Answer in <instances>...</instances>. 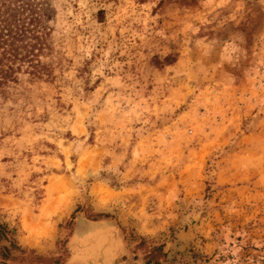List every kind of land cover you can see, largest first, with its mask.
<instances>
[{"label":"rangeland","instance_id":"1","mask_svg":"<svg viewBox=\"0 0 264 264\" xmlns=\"http://www.w3.org/2000/svg\"><path fill=\"white\" fill-rule=\"evenodd\" d=\"M49 3L47 74L0 95V264H264V0Z\"/></svg>","mask_w":264,"mask_h":264},{"label":"trees","instance_id":"2","mask_svg":"<svg viewBox=\"0 0 264 264\" xmlns=\"http://www.w3.org/2000/svg\"><path fill=\"white\" fill-rule=\"evenodd\" d=\"M51 16L49 0H0V95L10 92L20 72L30 78L47 74L40 56L47 48L44 29ZM145 257L146 264H189L187 258L168 260L161 245L152 246Z\"/></svg>","mask_w":264,"mask_h":264}]
</instances>
